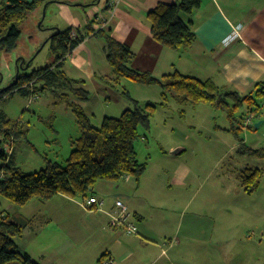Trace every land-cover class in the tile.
<instances>
[{
  "label": "crops",
  "instance_id": "obj_1",
  "mask_svg": "<svg viewBox=\"0 0 264 264\" xmlns=\"http://www.w3.org/2000/svg\"><path fill=\"white\" fill-rule=\"evenodd\" d=\"M174 2L176 0H118L117 3L114 0H51L46 8H53L59 17L53 28H71L78 35L86 33L63 58L61 69L67 78L77 80L75 85L82 87L88 98L79 100L62 86L60 94H67L69 102L80 106L90 120L94 114L88 110V102L94 97L103 106L102 119L116 117L111 112L120 110L121 114L129 108L125 99L133 106L134 101L159 104L162 89L158 85L155 86L160 88L121 79L119 84L125 89L126 85H133L135 89L133 95L126 90L129 95L126 96L105 81L112 76V68L106 56L105 40L97 34L101 29L135 53L131 62L134 69L158 78L178 71L209 79L223 91L251 95L262 105L259 100L264 88V0H202L198 10L184 16L196 36L180 51L155 41L146 16L158 3ZM237 26H240L239 35L229 37ZM170 101L181 104L170 99L162 107H167ZM58 102L69 108L64 101ZM224 112L228 127L217 128L231 133L236 140L228 141L229 147L207 148L208 153L216 155L211 169L199 175L198 169L178 163L165 183L164 178L146 176L148 163L144 161L145 169L138 180L124 175L117 182L99 180L96 183L92 196H99L103 203L101 210L92 209L96 212L83 210L86 220L79 219L70 208L58 212L57 222L52 214L45 220L36 213L31 216L7 213L27 221L19 237H23L26 230L33 238L37 237L40 228L50 220L64 235L60 244L48 250L40 249L36 255L22 249L16 241L19 249L28 252L40 264H99L106 257L115 264H264V193L258 192L264 177V167L258 164V159L264 157L240 151L242 147H264V132L260 146L247 145L239 141L240 117L234 112L235 119H231ZM263 118L264 114L259 119ZM232 126L239 129L233 131ZM17 128L26 135L30 124L18 123ZM256 129L252 127L249 131ZM79 135L80 132L76 137ZM183 151L185 148L177 154ZM229 156L234 162L233 165L227 162L231 169L226 168L224 177L213 178V167ZM245 167L261 170L259 185L252 192L241 185L240 174ZM117 198L127 204L130 217L135 221L132 233L122 226L109 224V213L115 209ZM37 200L42 204L47 201ZM83 221L86 223L82 224Z\"/></svg>",
  "mask_w": 264,
  "mask_h": 264
},
{
  "label": "trees",
  "instance_id": "obj_2",
  "mask_svg": "<svg viewBox=\"0 0 264 264\" xmlns=\"http://www.w3.org/2000/svg\"><path fill=\"white\" fill-rule=\"evenodd\" d=\"M50 2L51 0H2L0 49L13 50L21 32L20 24L31 13ZM201 5L202 0H176L171 4L158 3L149 10L146 16L155 41L168 49L184 50L196 36L190 21L185 20L184 16L191 15ZM71 31V28L58 31L56 28L48 38L50 50L54 55L51 64L27 71L23 68L26 62L18 60L17 68L20 70L7 87L0 89L1 100L15 92L24 97L36 96L50 87L55 96L72 110L80 129V135L71 140L72 149L65 165L48 161L45 167L39 170L25 172L16 165L15 147L10 151L7 148V144L26 137L25 132L19 130L16 124H11L6 115L0 112V195L14 204L23 205L34 197L47 200L57 194L70 197L92 196L98 180L118 181L124 175H132L138 180L145 169V163L138 160L135 149L139 128L148 129L156 108L166 105L170 99L181 104H209L226 111L231 119H235L234 110L243 103L255 107L256 110L262 106L253 96H241L231 90L223 91L209 79L203 80L178 71L158 78L148 72L134 69L131 62L135 53L130 47L99 29L98 33H94L104 38L106 56L112 68V76L105 78V81L126 96H129L126 89L119 84L121 79L145 85H159L162 93L159 104L141 105L134 101L133 108L125 109L118 117L105 116L100 126H94L80 106L71 104L67 94H60L56 90L58 87L60 89L62 81L71 84L69 91L79 100L88 98L87 92L75 85L77 80L67 78L61 69L65 55L86 34L71 38ZM258 93H261V90ZM241 125L240 121L242 130ZM231 129L236 131L239 127L232 126ZM240 151L264 157V147H242ZM260 175L261 170L258 168H243L240 174L241 185L246 191L252 192L259 185ZM26 223L25 219L14 218L0 211V264H40L16 244L15 239L22 235Z\"/></svg>",
  "mask_w": 264,
  "mask_h": 264
},
{
  "label": "rangeland",
  "instance_id": "obj_3",
  "mask_svg": "<svg viewBox=\"0 0 264 264\" xmlns=\"http://www.w3.org/2000/svg\"><path fill=\"white\" fill-rule=\"evenodd\" d=\"M1 4L2 0H0V8L2 7ZM43 8L44 6L41 10L31 13L20 24L21 32L17 46L13 50L0 49V89L7 87L16 75L18 60L26 62L25 69L27 71L46 67L52 63L54 55L50 50L48 38L56 31L53 24L59 21V17L53 8L48 7L45 10ZM65 29L67 28L63 30ZM76 34L75 37L78 36L77 32ZM60 84L64 89H70L67 83L61 81ZM158 86L154 85L153 87L160 88ZM56 90L61 92L59 87ZM126 90L130 95H133L131 93L135 91L133 85L132 87L126 85ZM58 100L54 90L48 87L35 97H24L15 92L3 97L0 101V112L6 115L11 124H16V126L18 123L30 124L26 137L7 144L9 151L15 147L14 160L16 165L25 172H32L45 167L47 160L58 162L60 165L66 163L71 148V137H76L80 129H78L72 110L67 108L65 104L59 103ZM124 101L127 104L126 107L133 108L132 103L126 99ZM259 101L263 102V97ZM145 103L142 101L140 104L144 105ZM88 104V110L94 114L91 122L98 127L102 122L101 107L103 106L101 101L94 97ZM247 106V103H243L237 110H234L235 115L240 117V121ZM259 110L263 115L264 108ZM111 113L118 117L120 110ZM259 118L260 116H257L254 121ZM228 124L229 121L224 110L213 108L209 104L201 103L193 106L170 101L167 107L158 106L151 117L149 128L140 127L139 137L135 141L138 159L148 163H146L148 166L146 176L148 178H164L166 183L171 178L172 168L178 163L198 169L199 175L203 171H208L212 168L216 155L208 153L207 148L217 145L228 146V141L231 143L232 140H236L231 133L217 128L228 127ZM263 132L264 124L255 131L244 128L239 135L244 143L257 147L261 145ZM177 147H183L185 151L180 154H171V151ZM229 158L230 156L213 167V178L216 175L224 177L226 168L231 169L227 162L229 161L232 165L234 162ZM258 160V164L264 167V159ZM106 181L102 182L106 183ZM96 183L93 189L96 188ZM258 192L264 193V177ZM65 196H53L44 204L38 201L37 197H34L23 205H17L0 195V211L11 215L19 213L25 216L36 213L43 215L42 219L45 220L47 215L52 214L54 221L57 222L56 215H59L58 212L65 208L72 209L79 219H85L83 210L93 212L97 210L83 208L81 206L85 198L83 196H68L70 199ZM54 221L50 220L44 224L37 237L33 238L30 232L26 230L24 236L17 237L15 241L18 242L19 246L21 245L20 247H23L22 249H27L35 255L40 249L54 248L60 244L62 236H64L61 231L54 227ZM84 223L86 221L82 222V224Z\"/></svg>",
  "mask_w": 264,
  "mask_h": 264
},
{
  "label": "built area",
  "instance_id": "obj_4",
  "mask_svg": "<svg viewBox=\"0 0 264 264\" xmlns=\"http://www.w3.org/2000/svg\"><path fill=\"white\" fill-rule=\"evenodd\" d=\"M115 3L118 2V0H114ZM240 26L235 27L233 30V33L229 37H235L239 35ZM75 30H72L70 33L71 38H75L76 36ZM263 95V102L262 105L264 107V88L262 90ZM35 97V96H31ZM262 112L258 109L256 110L253 106H247L244 109L243 117H242V127L244 128H250L255 127L254 124L256 121L254 119L258 116H261ZM103 203V199L98 198L96 196H89L85 197L81 203V205L85 208L90 209H97L101 210V206ZM115 209L113 212L109 213L110 221L109 224L111 227H124L128 233L134 232V226L135 221L130 217V212L128 211L127 204L120 198H117L114 201ZM99 264H115L114 260L110 257H106L102 259V261Z\"/></svg>",
  "mask_w": 264,
  "mask_h": 264
},
{
  "label": "water",
  "instance_id": "obj_5",
  "mask_svg": "<svg viewBox=\"0 0 264 264\" xmlns=\"http://www.w3.org/2000/svg\"><path fill=\"white\" fill-rule=\"evenodd\" d=\"M45 8H46V5H44L43 10H45ZM23 68L25 69V66H24ZM19 70H20V69L17 68L16 74L18 73ZM263 123H264V118H263V119H259V120H257V121L255 122L254 126H255V128H259L260 125L263 124ZM182 149H183L182 147H177V148H175V149H173V150L171 151V154H177V153H179ZM89 190H91V188H90ZM9 264H20V263H18V262H13V263H9Z\"/></svg>",
  "mask_w": 264,
  "mask_h": 264
}]
</instances>
